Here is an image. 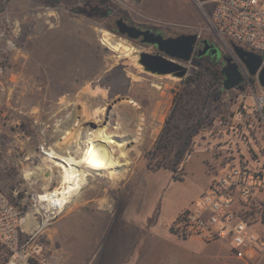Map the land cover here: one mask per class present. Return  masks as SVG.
<instances>
[{
	"label": "rangeland",
	"instance_id": "1",
	"mask_svg": "<svg viewBox=\"0 0 264 264\" xmlns=\"http://www.w3.org/2000/svg\"><path fill=\"white\" fill-rule=\"evenodd\" d=\"M11 5L10 12L0 13V59L4 64L0 74V190L10 197L18 189L19 198L54 190L62 178L56 158L68 165L84 161L93 170L89 178L80 179V189L85 186L72 202L39 234L43 249L48 253L47 247L71 244L78 234L94 232L95 250L84 264H103L97 260L106 255L104 248L120 244L131 250L119 252V264H200L199 257L184 248L201 255L205 245L213 244L219 245L225 257L204 254L202 264H225V258L228 264H244L232 257L230 243L179 237L174 224L229 166H264V130L254 112L257 79L239 60L244 86L218 95L220 83L204 69H221L225 62L219 57L203 58L202 66L188 62V74L181 79L157 76L135 61L139 50L150 48L115 32L117 19L123 18L167 36L197 33L201 40L215 43L223 55L238 58L233 45L210 27L208 16L214 3L11 0ZM105 31L113 41L130 45V55L105 44ZM118 97L129 100L113 106L104 127L114 142L100 146L97 130L85 124L102 123L108 105ZM137 102L145 103L146 114ZM89 134L94 135L93 144H88ZM78 138V143L72 142ZM118 143L125 144L130 163L121 158L116 171ZM40 144L50 146V159L39 152ZM64 146L68 149L61 152ZM28 165L36 170L32 184L21 179L22 169ZM49 166L53 170L48 181ZM85 194L98 196V202L84 204ZM28 202L25 199V206ZM160 205L168 214L176 211L167 229L179 242H169L165 231L147 230L140 215L155 207L158 214ZM248 215L251 221L264 223V207H254ZM137 216L141 228L121 238L123 220ZM259 264H264V256Z\"/></svg>",
	"mask_w": 264,
	"mask_h": 264
},
{
	"label": "built area",
	"instance_id": "2",
	"mask_svg": "<svg viewBox=\"0 0 264 264\" xmlns=\"http://www.w3.org/2000/svg\"><path fill=\"white\" fill-rule=\"evenodd\" d=\"M214 6L208 21L212 31L232 45L238 44L259 53L264 61V0H208ZM4 71L0 59V74ZM254 97V112L264 130V87L259 82ZM50 146L40 144L39 152L48 155ZM22 169V183H34L35 168ZM27 173L30 175L26 176ZM32 193L19 198V190L7 196L0 190V264H52L43 249L39 234L60 214L50 216L47 200ZM28 199V207L25 206ZM254 207H264V166L253 169L249 165H231L219 174L190 207L176 219L174 228L182 238H200L205 242L225 241L233 248V256L244 264H259L264 256V237L248 215ZM38 224L26 229L23 224Z\"/></svg>",
	"mask_w": 264,
	"mask_h": 264
},
{
	"label": "water",
	"instance_id": "3",
	"mask_svg": "<svg viewBox=\"0 0 264 264\" xmlns=\"http://www.w3.org/2000/svg\"><path fill=\"white\" fill-rule=\"evenodd\" d=\"M116 25L117 33L120 35L132 40L140 39L143 44H152L157 47L159 53L142 51L138 54L137 63L144 71L157 76L171 75L180 79L188 74L189 68L186 63L192 61L196 46L200 40L199 34L190 33L165 37L163 34L155 33L150 29H143L129 24L123 18L117 19ZM202 43L203 47L197 50L198 57H202L209 52L212 55H221V50L215 43H211L208 39H203ZM233 48L239 60L247 68L250 76L255 77L259 84L264 87L263 56L238 44H233ZM225 62L226 64L221 69L224 77V89L230 90L239 87L245 81V74L240 65L234 61L232 56H226ZM128 100L127 97L116 98L108 105L106 113H109L115 104ZM105 125L106 121L103 125H97L94 122L85 124V126H90L94 129ZM127 147H129V144H127Z\"/></svg>",
	"mask_w": 264,
	"mask_h": 264
},
{
	"label": "crops",
	"instance_id": "4",
	"mask_svg": "<svg viewBox=\"0 0 264 264\" xmlns=\"http://www.w3.org/2000/svg\"><path fill=\"white\" fill-rule=\"evenodd\" d=\"M20 10H22V6L19 7ZM12 10L11 0H0V13H8ZM1 44V42H0ZM54 155V152H52ZM83 160V159H82ZM99 199L96 195H87L83 197V203H93L96 202ZM73 200V199H72ZM72 200L69 202L71 203ZM98 202V201H97ZM161 204V203H160ZM176 211L173 214H168L167 210H164L162 206L160 205V210L158 214H156V207L151 211L147 212L143 216L144 219L147 222L148 231H153V233H156L158 230L165 231V234H168L169 236V242L171 241H180L178 238H176L172 233H170L167 229L168 225L176 216ZM138 217V216H137ZM135 220L129 221V220H123L122 225L120 226L121 230L119 229V236L121 238H124L126 235L125 233L132 230L135 231V229L141 228L140 227V217H138ZM255 229L257 232L264 237V224L258 223L255 225ZM44 235V234H42ZM45 236V235H44ZM79 236L77 240L73 241L71 244L67 245H60L59 247H56L55 245L52 247H47L46 250H48L49 255L52 259V264H84L91 258V254L95 250L94 245V238L97 236V233H85V234H78ZM49 238V236H47ZM172 239V240H171ZM176 239V240H175ZM189 240V239H188ZM54 240L51 237L50 242L52 243ZM187 241V240H185ZM45 242V241H44ZM173 243V242H172ZM50 246V244H49ZM219 245L213 244V245H205L204 252L200 255L199 253H195L192 250L185 249V251L188 250V252L196 255L199 257V262L202 264V260H204V254H209L210 256H218V257H225L224 253L221 254L218 248ZM150 248V246H149ZM152 249L154 250V245H152ZM131 248L127 247L124 244H120L119 246H106L104 248V253L106 255L102 254L99 256L97 262L103 263V264H119V252H130ZM221 254V255H220ZM220 255V256H219ZM186 256V254L183 255V257ZM196 257V258H197ZM233 257V255H232ZM263 259V258H262ZM261 261V260H260ZM225 264L227 260L225 258ZM198 264V263H197ZM229 264H235L233 261H229Z\"/></svg>",
	"mask_w": 264,
	"mask_h": 264
},
{
	"label": "bare ground",
	"instance_id": "5",
	"mask_svg": "<svg viewBox=\"0 0 264 264\" xmlns=\"http://www.w3.org/2000/svg\"><path fill=\"white\" fill-rule=\"evenodd\" d=\"M103 35H104L103 36V42L105 44H108L111 47V49H113L114 51L120 52V54H124L127 56L130 55L131 50L133 48H131L130 45L129 46L126 45V43H124L125 41H118V42L113 41L114 39L112 38V35L108 31H105ZM135 61H137V60L135 59ZM95 130H97V137L99 138L100 146H102L103 144H107V145L113 144L114 139L106 131V129L104 127H98ZM89 135H91V137L88 140V144H93V142H94L93 140H95L94 135L93 134H89ZM75 140H76V143H78L79 138L74 139V141L72 140V142L75 143ZM118 145L120 148L119 160L118 159L114 160L115 161L114 162V169L116 171L120 170V166H121L120 165V159L121 158H124L127 163H130L129 152L125 148V144L124 143H118ZM59 146L60 145H57L56 148H59ZM63 148L65 150L62 149L61 152H64L68 149L67 146H64ZM77 148L79 149V146ZM49 150H50V148L48 149V151ZM48 155H47V158L49 157ZM48 159H50V158H48ZM55 162L58 165V167H60V169H62V171H61L62 178L60 180V185L58 187H56L52 192L46 193V194L40 196L41 199L47 200L48 208L50 211V213H49L50 216H53L57 213H61L64 210L65 205L67 203H69L74 198V196H76L80 192V190L85 186V185L81 186V189H80V185H79L80 179H84L86 177V175H88V178H89V176L91 174H93V170L89 166H86L84 161H79L76 164L68 165L64 161L56 158ZM49 168H50V171H49L50 175L46 177L48 181L52 178L51 171L53 170L52 166H49ZM28 175H30V173L26 174V176H28ZM23 227L26 229L32 230V229L37 228L38 224L31 226V225H29L28 221H26L23 224Z\"/></svg>",
	"mask_w": 264,
	"mask_h": 264
},
{
	"label": "flooded vegetation",
	"instance_id": "6",
	"mask_svg": "<svg viewBox=\"0 0 264 264\" xmlns=\"http://www.w3.org/2000/svg\"><path fill=\"white\" fill-rule=\"evenodd\" d=\"M130 24V23H129ZM150 30H152L153 32H155V33H161V34H163L165 37H169V36H167L166 34H164L163 32H161L160 30H156V29H152V28H150ZM115 32H117V25H116V29H115ZM178 36V35H177ZM203 40V39H202ZM202 40L200 39L199 40V42H198V44H197V46H196V52L193 54V57H192V63L193 64H196L197 66H202V59L203 58H205V57H213V58H216L217 59V57H219L220 59H222V60H224V62H225V57L227 56V55H223V53H222V51H221V55H212L211 54V52H209L208 54H206V55H203L202 57H198V55H197V50L199 49V48H202L203 47V43H202ZM138 44H141V45H144V46H146V47H148V48H150L149 50H139V52L138 53H140V52H142V51H146V52H149V53H159V51H158V49H157V47L155 46V45H152V44H143V43H141V41H140V39H138V40H135ZM211 43H213V42H211ZM233 58H234V61H236L237 63H238V61H239V58H236V57H234V56H232ZM137 60V59H136ZM187 64V63H186ZM225 64H226V62H225ZM223 68V67H222ZM221 68V69H222ZM148 74V73H147ZM152 74V73H151ZM163 76H167V75H163ZM186 77V76H185ZM254 82H255V80H254ZM161 83V82H160ZM162 83L161 84H159V88H162ZM124 96V95H123ZM125 96H128V95H125ZM128 97H130V96H128ZM131 98V97H130ZM131 103H133L134 101H130ZM140 104V105H139ZM137 106H138V108L139 109H143V114H146L145 113V110H146V105H145V103H143V102H137ZM113 109V108H112ZM111 109V110H112ZM111 110H110V112L109 113H105V118H104V121L102 122V123H100V124H104V122L106 121V125L109 123V119H110V113H111ZM91 122H94V121H91ZM94 123H96V122H94ZM97 124V123H96ZM100 124H97V125H100ZM105 125V126H106ZM104 126V127H105ZM57 159H59V158H57ZM62 161H64L66 164H69L67 161H65V160H62Z\"/></svg>",
	"mask_w": 264,
	"mask_h": 264
},
{
	"label": "trees",
	"instance_id": "7",
	"mask_svg": "<svg viewBox=\"0 0 264 264\" xmlns=\"http://www.w3.org/2000/svg\"><path fill=\"white\" fill-rule=\"evenodd\" d=\"M204 71H205L204 73L211 75L217 81V83H220L221 86L218 88V91H217L218 95L221 96L223 93H226L229 91V90L224 89V87H223L224 77L221 73V69H214V68H211L210 66H206ZM244 84L240 85L239 87L244 86ZM149 165H151V164H149ZM173 171H175L174 168H173ZM173 177L175 178L176 175H174ZM175 179H178V178H175Z\"/></svg>",
	"mask_w": 264,
	"mask_h": 264
}]
</instances>
